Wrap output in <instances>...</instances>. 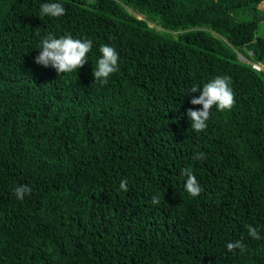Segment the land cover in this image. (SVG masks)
Returning a JSON list of instances; mask_svg holds the SVG:
<instances>
[{"label": "trees", "instance_id": "16d2710c", "mask_svg": "<svg viewBox=\"0 0 264 264\" xmlns=\"http://www.w3.org/2000/svg\"><path fill=\"white\" fill-rule=\"evenodd\" d=\"M261 1L0 0V264H264ZM48 34L92 40L88 63L36 65ZM105 44L119 61L101 86ZM217 76L234 106L195 132L189 89Z\"/></svg>", "mask_w": 264, "mask_h": 264}, {"label": "clouds", "instance_id": "9594fccd", "mask_svg": "<svg viewBox=\"0 0 264 264\" xmlns=\"http://www.w3.org/2000/svg\"><path fill=\"white\" fill-rule=\"evenodd\" d=\"M40 15L41 17L58 18L65 15V8L60 3H44L40 7ZM92 48L93 41L90 39H74L71 34L56 38L54 34H48L41 42L39 55L35 57L34 63L44 68L51 67L55 69L58 76L72 73L88 63L87 55ZM99 52L101 56L92 74L95 83L103 86L108 83V78L118 71L119 55L114 48L106 44L99 48ZM230 83V77L217 76L213 80L204 83L202 88L199 84H194L189 89V94L199 93L198 96L191 99V105L202 106L200 108L187 109V116L191 121V129L193 131L201 132L207 128V121L214 106L219 111L232 109L235 103V96ZM203 158V153H198L194 156V159ZM181 175L186 177L185 190L187 193L192 197L198 196L201 192V187L193 172L189 168H184L181 170ZM127 183V179L121 180L120 189L122 191H128ZM30 192L31 189L27 185L17 186L14 189V195L19 200H22ZM152 203L154 205L159 204V198L153 196ZM246 227L252 239H261L255 227L252 225H247ZM226 247L230 252L236 249L243 251L245 245L242 241L237 240L229 242Z\"/></svg>", "mask_w": 264, "mask_h": 264}, {"label": "rangeland", "instance_id": "374dc122", "mask_svg": "<svg viewBox=\"0 0 264 264\" xmlns=\"http://www.w3.org/2000/svg\"><path fill=\"white\" fill-rule=\"evenodd\" d=\"M259 7L261 8V9H263L264 10V0H262L260 3H259ZM158 27V29H161V27L160 26H157ZM258 31H259V33L260 34H264V21L263 22H261V24H260V28L258 29ZM242 53V52H241ZM244 54V53H243ZM245 55V54H244ZM240 56V59L242 60V61H244V62H249V63H251L252 61L251 60H249L248 58H246L245 56H243V55H239ZM261 68L260 69H263L264 70V68H263V66L261 65V64H258Z\"/></svg>", "mask_w": 264, "mask_h": 264}, {"label": "built area", "instance_id": "2783aa9c", "mask_svg": "<svg viewBox=\"0 0 264 264\" xmlns=\"http://www.w3.org/2000/svg\"><path fill=\"white\" fill-rule=\"evenodd\" d=\"M254 67L260 69L261 67L257 63H253ZM262 65V64H261ZM263 66V65H262Z\"/></svg>", "mask_w": 264, "mask_h": 264}]
</instances>
